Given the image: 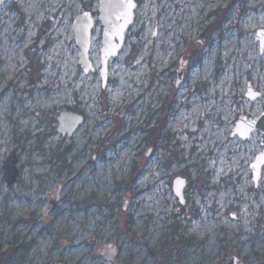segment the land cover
<instances>
[{
    "label": "rangeland",
    "instance_id": "374dc122",
    "mask_svg": "<svg viewBox=\"0 0 264 264\" xmlns=\"http://www.w3.org/2000/svg\"><path fill=\"white\" fill-rule=\"evenodd\" d=\"M98 1L0 5V167L13 145L20 169L6 191L0 169V253L12 250L0 264H104L106 245L118 264H264V166L256 185L249 168L263 149L260 132L232 134L239 119L264 112V49L255 40L264 0L209 8L201 0L202 14L192 17L191 4L175 22L171 0H135L104 88ZM84 10L96 20L95 71L86 74L71 27ZM120 70L128 89L118 100ZM249 85L260 97L246 96ZM67 111L84 117L72 136L57 130ZM185 113L195 133L174 131ZM51 197L58 204L45 216Z\"/></svg>",
    "mask_w": 264,
    "mask_h": 264
},
{
    "label": "water",
    "instance_id": "95a60500",
    "mask_svg": "<svg viewBox=\"0 0 264 264\" xmlns=\"http://www.w3.org/2000/svg\"><path fill=\"white\" fill-rule=\"evenodd\" d=\"M7 0H0V5ZM99 0L98 8V21L102 26L101 32V50H100V67L99 75L102 79V87L104 88L107 84L108 77V61L110 58H116L118 52L123 48L125 43V33L129 26L132 24L135 18V10L138 6L135 0ZM96 20L91 12L84 10L80 14L73 18L71 23L72 31L76 43L78 44L79 52L78 59L79 64L82 67L84 73L89 71L94 72L95 69L92 66V61L89 58L90 46H91V35L95 27ZM255 40H259V51L262 52L264 49V29H257ZM177 80L175 86H178L182 82L181 68H179L177 74ZM261 94L253 92L249 85L246 96L250 100H254L260 97ZM57 117L58 121V132L63 136H72L80 125L84 122V117L80 113H73L70 111L60 112ZM258 130L261 137V146L263 147L260 153H257L252 162L249 165L252 170V177L254 184L259 182L261 177L262 168L264 166V112L261 116H257L254 119L246 122L242 117L236 122V126L233 130V135L236 134L243 140L249 138L252 131ZM10 150L5 155L4 164L1 166L3 171L4 190L6 191L12 185L16 183L17 176L19 175L20 169L17 166L18 158L16 156L17 148L11 145ZM173 194L176 195L180 203H183V190L186 187V183L183 178L177 177L173 180ZM58 200L56 197H51L43 208V215H48L52 212ZM102 255V261L104 264H118L115 262L116 253L113 248L106 245L99 250ZM238 259L232 257L226 264H241L237 263ZM65 264V263H56Z\"/></svg>",
    "mask_w": 264,
    "mask_h": 264
},
{
    "label": "bare ground",
    "instance_id": "6f19581e",
    "mask_svg": "<svg viewBox=\"0 0 264 264\" xmlns=\"http://www.w3.org/2000/svg\"><path fill=\"white\" fill-rule=\"evenodd\" d=\"M172 2H173V5L174 6H177V7H180L179 9H178V12H173V13H171V17H172V19L174 20V22H175V20H178V17H179V15H180V13L182 12V11H187L188 9H187V6H190L191 4H193L194 6H193V8L190 10V11H192V13H193V15H192V17L193 16H195L196 14H202V1L201 0H171ZM215 1L216 0H207L206 2V4H207V8H209V5H212V3L214 4L215 3ZM195 2V3H194ZM206 6V5H205ZM189 11V10H188ZM197 12V13H196ZM184 27H185V24L182 22L181 23V25H180V27H178V28H175V29H173L171 32L172 33H176L177 35H179V34H181L180 32L184 29ZM227 44H230V43H227ZM246 44H247V41H244L243 40V46L240 48V52H247V49H246ZM170 54V53H169ZM1 58V57H0ZM165 60H167V59H169L170 58V55H168V54H165ZM224 58H226V53H224ZM161 61H163V60H161ZM160 64V63H159ZM117 68V67H116ZM6 69V68H5ZM13 69H14V67H11V69H10V71H9V73H11V72H13ZM118 69V68H117ZM4 69H2V70H0V71H3ZM126 73L124 72V70L122 71V70H120L119 71V74H118V76L120 77V79H121V82H120V84H119V87L117 88L118 90L115 92V94H114V99H118V100H120L121 99V97H122V95H124V92L128 89V88H126L125 89V86H124V83H125V80H126ZM125 89V90H124ZM127 92H129V90L127 91ZM130 93H131V91H130ZM129 93V94H130ZM129 94H125V96H129ZM204 107H208V108H210V109H212L213 107H212V104H211V101H207L206 102V104H204ZM203 110V109H202ZM204 110H206V109H204ZM197 112V109H193V110H191L190 111V114H192V113H196ZM181 114V113H180ZM189 116L190 115H188V113H185V114H182L181 116H180V118H179V120H180V122H181V125H179V124H177L176 123V125H175V127H174V131L175 132H189V133H195V130L192 128V125H191V123H189L188 124V122H186L188 119H189ZM178 122V121H177ZM210 130V129H209ZM225 143V142H224ZM227 143V142H226ZM207 145V144H206ZM231 144H230V142L228 143V147L230 146ZM243 149H241V151L239 152V154L237 155V156H235L232 160H234V163L232 162V164H235V161H237L238 159H241L242 157H243ZM221 156V155H220ZM221 160H223V159H221ZM219 168V167H218ZM234 168H236L235 166H234ZM220 172V171H219Z\"/></svg>",
    "mask_w": 264,
    "mask_h": 264
},
{
    "label": "trees",
    "instance_id": "16d2710c",
    "mask_svg": "<svg viewBox=\"0 0 264 264\" xmlns=\"http://www.w3.org/2000/svg\"><path fill=\"white\" fill-rule=\"evenodd\" d=\"M11 254H12V250H11V248H8V251H4L3 253H0V260L4 259L5 261H7L8 257H9L8 255H11Z\"/></svg>",
    "mask_w": 264,
    "mask_h": 264
},
{
    "label": "flooded vegetation",
    "instance_id": "af4514ba",
    "mask_svg": "<svg viewBox=\"0 0 264 264\" xmlns=\"http://www.w3.org/2000/svg\"><path fill=\"white\" fill-rule=\"evenodd\" d=\"M4 164V163H3ZM2 166V165H1ZM18 166V165H17ZM19 168V167H18ZM0 169H1V167H0ZM2 173H3V171H2ZM20 173V172H19ZM18 177V176H17ZM2 181H3V179H2ZM3 184H4V181H3ZM16 184V183H15ZM5 191V190H4ZM57 263H59V262H57ZM60 263H62V262H60Z\"/></svg>",
    "mask_w": 264,
    "mask_h": 264
}]
</instances>
